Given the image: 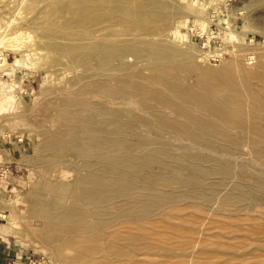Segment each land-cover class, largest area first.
Masks as SVG:
<instances>
[{
	"label": "rangeland",
	"instance_id": "obj_1",
	"mask_svg": "<svg viewBox=\"0 0 264 264\" xmlns=\"http://www.w3.org/2000/svg\"><path fill=\"white\" fill-rule=\"evenodd\" d=\"M263 74L264 0H0V264H70L35 207H94L78 187L91 167L68 146L73 124L86 140L90 125L111 135L96 142L102 161L150 160L138 174L158 183L142 191L138 179L139 198L169 196L141 203L148 216L88 215L95 264H264V117L190 138L162 130L188 120L138 88L231 97L264 87ZM114 231L122 242L109 249Z\"/></svg>",
	"mask_w": 264,
	"mask_h": 264
},
{
	"label": "bare ground",
	"instance_id": "obj_2",
	"mask_svg": "<svg viewBox=\"0 0 264 264\" xmlns=\"http://www.w3.org/2000/svg\"><path fill=\"white\" fill-rule=\"evenodd\" d=\"M154 54H157V53H154ZM158 55L159 54H157V56ZM262 76L264 77V74ZM215 83L217 84V81ZM216 86L218 87V85ZM231 86L232 85H230V87ZM166 87L168 89V92L171 93V96H168V98H165L166 93L162 91L150 89V87L147 86L146 84L138 85L139 90L143 94H147V95H150L151 97L159 98L165 103H167L168 105L176 107L177 111L180 114L186 116L185 118H187L188 120L187 122L185 121L186 123H176L170 120L162 121V126H163L162 130L163 129L165 130V128L175 129L178 131L182 130L190 138L201 139L204 137L203 136L204 134H210L211 130H215L214 132L218 134H223L224 132H222L221 128L223 127L224 123H227V124L233 123L235 125H241V124H245L246 122L251 121V122H254V124H258L264 117V87L259 88V87L247 86V88L244 91L243 90L240 91L239 89L236 91L234 89L236 93L234 95L232 94L231 97L230 96L221 97V96L215 95L214 93H210L209 90L203 89L202 87L198 90H186L184 89V87L180 85H176V84H172L168 82L166 83ZM112 89L113 91L115 90L114 93L117 92L116 90L120 91L119 88L117 89L111 88V90ZM113 91H110V92L113 93ZM231 91L233 92V89H231ZM117 93L120 94L119 92ZM219 94L221 93L219 92ZM176 99L182 100L183 103L185 102L187 104V106L185 105L178 106L177 104H175V101H177ZM71 105L77 106V104L74 103V101L71 102ZM202 110L203 111L206 110L207 115H202L200 114V112H198ZM105 114L106 112L105 113L103 112V115ZM111 114L110 115L108 114V115L112 117L113 115ZM212 114L217 116V118L216 117L213 118L214 116H211ZM109 116H107L108 118V119L106 118L107 120H109ZM106 119L104 121H106ZM90 126L91 127H87V128H92L93 129L92 132L93 131H96V132H93L94 135H92V137L91 136L88 137V139L91 137L89 140L87 139L89 142L84 138L85 136H87V134L84 136V133L86 130L83 131L82 129L83 127L81 128L79 124H73L69 126L68 132H69L70 138H67V139L69 143L68 146H70L71 149L76 154L87 159V161L89 162L88 164H90L89 165L91 167L90 173L88 172L87 174L88 176L87 177L85 176V178L80 180L78 187L80 188V191H81L80 194L82 196V199L86 203L93 205L94 206L93 209L89 211V214L88 212L87 213H83V212L77 213L76 208L65 209L63 208L64 205L62 207L54 205L52 206L53 209H51L50 203L48 201H44L43 205L39 203L40 208L39 206H37V208L35 207L36 209L35 211L40 217H42L44 221V227H43L44 235L46 236L47 239H52L60 243L61 245L60 254L64 256L65 259L70 264H95V261H97L96 260L97 258L95 259V255H96V251H98V243L101 241L96 242L95 240V242H93L94 238L96 237L100 238V237L98 236L99 235L98 233H94V236L92 235V233L95 232L97 228L96 226H93V224L91 225L88 219V215L90 216L93 215L97 217L100 215L99 211L105 212L107 210L112 211L111 209L113 210L118 209V211L120 210L119 212H122L126 214L128 217H131L132 219H134V217L136 218L137 216L136 212H138L139 210L145 216H148L146 214L147 213L146 210L148 206H143L141 204L145 201H148L147 198H149V202H153V203L155 202L159 203L160 202L159 200H161L162 198L163 200H166L167 198H169L168 195H161V194H157V195L149 194L148 195V193L145 194V192L142 194L143 197L141 196V198H139L134 192L135 190H137L138 179L142 178L143 183H145V185L141 187L142 191L149 190L152 187V185L154 186V184L158 183L157 179L153 177H150L148 175L141 176V173L138 174L139 172H142L143 169H145L147 162H148L147 160L149 159L146 158V156H144L141 158V161L138 163L135 160H133L131 157L126 158L124 161H122L121 159L119 160L118 158L116 159L108 158L102 161V159L99 158L98 156H101L104 150L100 152L102 148L99 150L101 146L98 148V145L96 144V142L100 138L102 139L104 137H107L106 135H109V136L111 135L106 134L104 129H100V124L99 126H95V125H90ZM90 131L91 130H89V132ZM198 131H202L204 134L202 135V133H199ZM112 139L113 138H111L110 140ZM86 141L88 142V144L86 143ZM103 141L104 140L102 139V142ZM115 143H114V146L119 144V143L117 144ZM123 148L124 147H122V149ZM52 149H56V146L54 145ZM128 149H131V148H128ZM139 149L137 148V150ZM195 150L193 148L188 147L184 149V152L186 151L188 153L189 152L191 153ZM117 151L119 153L122 152L119 150ZM131 151H134V149L133 150L131 149ZM109 152H112V151H109ZM118 152L117 154H119ZM137 161H139V158ZM86 166L88 165L86 164ZM167 181L164 183H167ZM122 195L126 197V203L124 202V204L119 207L117 205L118 203L117 204L115 203L116 202L115 199L117 198L116 196H122ZM132 200L133 201L139 200V202L137 203H140V208H138V204L133 205L131 202ZM108 221L103 220L101 224L104 225L108 223ZM120 241H121L120 235H115V231L112 232L108 236V239H107V242H108L107 244L110 246L109 249L111 247H114L115 244L117 242L119 243ZM65 248L70 249V252L64 253L66 250ZM118 249L121 250L120 247Z\"/></svg>",
	"mask_w": 264,
	"mask_h": 264
}]
</instances>
